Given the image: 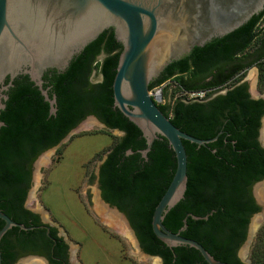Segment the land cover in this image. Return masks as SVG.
Returning a JSON list of instances; mask_svg holds the SVG:
<instances>
[{
    "label": "trees",
    "instance_id": "trees-1",
    "mask_svg": "<svg viewBox=\"0 0 264 264\" xmlns=\"http://www.w3.org/2000/svg\"><path fill=\"white\" fill-rule=\"evenodd\" d=\"M263 16L264 11L233 32L195 47L171 62L149 85L152 90L167 81L177 84L184 95L157 104L182 131L198 138H211L222 131L207 145L183 141L188 155L187 191L163 223L176 232L188 213L203 216L215 210L207 220L188 216V226L181 234L229 264H246L238 250L246 240L251 216L260 210L251 189L264 178V146L258 139L264 99L252 98L247 84L240 82L247 69L256 65L258 87L264 89V28H259ZM121 51L113 29H108L64 73H46L44 78H50L57 96L55 115L49 114L48 104L31 83L15 80L0 113L5 122L0 130V209L16 222L39 225V215L25 206L33 162L87 116L95 115L108 128L123 133L100 168L103 198L127 215L143 249L160 256L163 264H209L195 248L168 247L153 232V212L175 173L176 158L165 138L157 139L148 159L143 158L139 153L146 146L142 132L113 107L112 84ZM102 53L105 56L100 60ZM95 69L102 76L97 83L91 81ZM222 88L229 89L214 96ZM200 91L205 92L203 97L187 98ZM128 149L134 153L126 155ZM3 225L0 219V229ZM56 232L55 228L50 232L55 241L44 228L13 227L1 240L2 256L11 258L13 249L20 248L45 249L52 260L65 258L67 244ZM11 234L15 239L9 238ZM52 247L54 255L50 254Z\"/></svg>",
    "mask_w": 264,
    "mask_h": 264
},
{
    "label": "water",
    "instance_id": "water-1",
    "mask_svg": "<svg viewBox=\"0 0 264 264\" xmlns=\"http://www.w3.org/2000/svg\"><path fill=\"white\" fill-rule=\"evenodd\" d=\"M262 11L264 0H0V113L6 108L8 95L5 92L18 76L26 75L48 103L49 114L55 115L57 96L50 95L49 88L44 87V75L51 70L64 73L87 45L105 30L113 29L116 40L122 45L112 84L113 107L142 132L146 146L139 153L143 158L148 159L154 142L162 138L168 141L176 158L175 173L153 212V232L168 247L189 246L198 250L209 264H229L216 259L199 241L181 234L188 226V216L207 220L215 210L203 216L188 213L183 226L176 232L163 223L166 214L187 191L188 155L183 141L207 145L216 141L222 131L211 138H198L182 131L160 109L149 85L174 60L188 55L197 46L233 32ZM101 55L105 56L104 53ZM228 89L214 96L225 94ZM254 98L264 99V95ZM88 117L107 127L95 115ZM4 125L5 122L0 120V130ZM80 127L79 123L59 143L39 154L33 162L35 176L32 183L38 184L40 160L45 152L59 149L79 132ZM262 135L260 128L258 139L264 146ZM133 153L132 149L126 151V155ZM107 154L99 162L96 172L100 201L123 217L140 251L148 258L158 257L163 264L160 256L143 249L127 215L103 198L99 173ZM263 182L264 178L252 186V195L262 208L264 203L259 200L255 188ZM257 213L251 216L246 240L238 250V257L246 264L249 263L242 253L255 236L251 223ZM0 219L4 221L0 229V247L2 238L13 227L22 230L37 227L16 222L1 209ZM41 219L45 223L41 227H46L47 235L54 239L50 234L53 225L43 216ZM65 241L70 249L69 242ZM1 261L0 248V264Z\"/></svg>",
    "mask_w": 264,
    "mask_h": 264
},
{
    "label": "rangeland",
    "instance_id": "rangeland-1",
    "mask_svg": "<svg viewBox=\"0 0 264 264\" xmlns=\"http://www.w3.org/2000/svg\"><path fill=\"white\" fill-rule=\"evenodd\" d=\"M259 26L264 28V16ZM103 58L104 55L98 57L100 60ZM257 78L258 67L253 65L242 79L248 81L255 97L264 95V89L260 91L256 87ZM101 80V74L95 69L91 81L97 83ZM162 88L160 103L184 95L174 81L165 82ZM222 90L224 88L219 91ZM203 93L205 95L204 91L190 93L187 98H200ZM80 125L79 132L69 141L56 151H46L41 158L38 184H31L26 207L47 219L69 242L73 264H161L158 257L148 258L140 251L131 233H121L117 227L105 221L95 208L96 198L99 199L98 164L123 134L122 131L105 127L90 117L82 120ZM261 130L264 142V117ZM34 173L32 167V177ZM256 215H261V222L252 242L242 254L249 264H264V208L260 206ZM26 260L22 259V264H32ZM33 261L42 262L38 258Z\"/></svg>",
    "mask_w": 264,
    "mask_h": 264
},
{
    "label": "flooded vegetation",
    "instance_id": "flooded-vegetation-1",
    "mask_svg": "<svg viewBox=\"0 0 264 264\" xmlns=\"http://www.w3.org/2000/svg\"><path fill=\"white\" fill-rule=\"evenodd\" d=\"M48 73V72H47ZM46 75V74H45ZM45 75H44V77H45ZM49 76H47V77H51V73H49L48 74ZM27 77V78H26ZM15 80H19L20 82L21 81H23L25 84H29V83H31L32 85V89H34V91L36 92V91H39L38 90V88L33 84V82H31L30 81V79H29V77L28 76H26V75H20V76H18ZM15 80L13 81V85L12 86H10L9 87V89L5 92L7 95H8V99H9V92H10V89L12 88V87H14L15 86V84H14V82H15ZM44 80H45V83H44V87L45 88H49V94L50 95H53V94H55L54 92H52L53 90V83H51V80H50V78H48V79H45L44 78ZM242 83H246L247 84V86H248V92H249V94H250V96L252 97V98H254V96L252 95V92H251V90H250V87H249V83H248V81H245V80H243V82ZM256 87H258V78H257V82H256ZM258 90H259V88H258ZM34 92V93H35ZM40 92V91H39ZM33 93V94H34ZM40 95H41V93H40ZM42 96V95H41ZM43 97V96H42ZM8 99L5 101V102H7L8 101ZM44 100V99H43ZM47 103V102H46ZM48 104V103H47ZM88 117V116H87ZM97 117V116H96ZM32 167H33V164H32ZM101 168V167H100ZM100 174V173H99ZM32 182V181H31ZM32 184V183H31ZM251 192H252V189H251ZM29 193V192H28ZM27 197H28V195H27ZM25 206H26V202H25ZM30 210V209H29ZM32 211V210H31ZM33 213H35V214H38L39 215V213H37V212H35V211H32ZM45 223L42 221V219H41V215H39V225H36L37 227L36 228H39V229H46V227H41V226H43ZM52 228H55L56 229V236L58 237V238H63V240H64V242L67 244V242L65 241V239H64V237H62L61 235H59V232H58V230H57V228L56 227H54V226H51L50 227V229H52ZM51 232V231H50ZM47 234V233H46ZM9 238H11V239H15V235L14 234H11L10 236H9ZM56 241V240H55ZM2 252V251H1ZM47 251L45 250V249H39V250H32V251H25V250H23V249H20V248H14L13 249V252H12V256H11V258H6V259H4L3 258V256H2V261H1V264H22V262H21V260L22 259H27L25 262H33V263H35V261H33V260H35V258H38V259H40L44 264H73L72 263V261H71V258H70V249H69V245L67 244V249H66V253H65V258H59V257H53L54 259L52 260L51 258H50V256L48 255V253H46ZM50 254H52V255H54V248L52 247L51 249H50ZM42 262H39V263H35V264H43ZM32 263V264H33Z\"/></svg>",
    "mask_w": 264,
    "mask_h": 264
},
{
    "label": "bare ground",
    "instance_id": "bare-ground-1",
    "mask_svg": "<svg viewBox=\"0 0 264 264\" xmlns=\"http://www.w3.org/2000/svg\"><path fill=\"white\" fill-rule=\"evenodd\" d=\"M255 192L258 198L260 199V201H264V182L256 186ZM95 208L100 212V214L103 216L105 221L112 224L114 227H117L121 231V233L125 235H129L131 233L129 232L128 229L129 227L127 226L123 217L120 216L118 213H116L114 210L105 206L102 202H100L98 198H96ZM260 222H261V215L253 218L251 223L253 234L255 233V231H257Z\"/></svg>",
    "mask_w": 264,
    "mask_h": 264
},
{
    "label": "built area",
    "instance_id": "built-area-1",
    "mask_svg": "<svg viewBox=\"0 0 264 264\" xmlns=\"http://www.w3.org/2000/svg\"><path fill=\"white\" fill-rule=\"evenodd\" d=\"M162 85H159L157 87H155L154 89L151 90V94L153 96V98L155 99L156 102H160L161 99V93H162ZM193 94H198V93H193ZM204 95V93H203ZM201 95V97L203 96Z\"/></svg>",
    "mask_w": 264,
    "mask_h": 264
}]
</instances>
